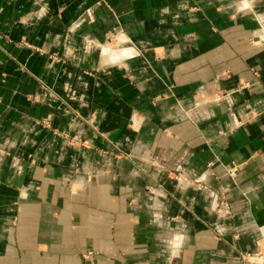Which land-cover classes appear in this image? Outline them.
<instances>
[{
  "label": "crops",
  "instance_id": "obj_1",
  "mask_svg": "<svg viewBox=\"0 0 264 264\" xmlns=\"http://www.w3.org/2000/svg\"><path fill=\"white\" fill-rule=\"evenodd\" d=\"M0 31V264H249L264 0H0Z\"/></svg>",
  "mask_w": 264,
  "mask_h": 264
},
{
  "label": "rangeland",
  "instance_id": "obj_2",
  "mask_svg": "<svg viewBox=\"0 0 264 264\" xmlns=\"http://www.w3.org/2000/svg\"><path fill=\"white\" fill-rule=\"evenodd\" d=\"M89 15L85 14L84 17H88ZM121 32V28L120 27H117V28H113L111 30V32H108V38H109V42H111V45L112 46H115L118 44V40H117V34ZM3 37H6L8 38L9 35L8 34H4L3 32L0 31V39H2ZM108 43V42H107ZM18 45L22 46V47H25V48H29L33 51H38V52H41V53H46L48 55V57L50 58L51 61H54V62H66L68 61L67 59H64V58H61V56L57 53V52H48L46 50H44L42 47H39V46H36L34 44H30L28 42H25L24 40H19V43H17ZM106 44V43H105ZM86 46L87 44L84 45V49H86ZM83 73L86 74V75H90V76H97L98 74V69L94 68V69H90V68H85L83 70ZM46 126H48L49 128H51V125L49 124V122L47 120H43L42 121ZM54 133L58 134V135H65L64 132L60 131V130H57L56 128H52L51 129ZM70 142H72L73 144H76V145H83L84 142H82V140H79V139H76V138H70L69 139ZM120 151V150H119Z\"/></svg>",
  "mask_w": 264,
  "mask_h": 264
},
{
  "label": "built area",
  "instance_id": "obj_3",
  "mask_svg": "<svg viewBox=\"0 0 264 264\" xmlns=\"http://www.w3.org/2000/svg\"><path fill=\"white\" fill-rule=\"evenodd\" d=\"M216 207L223 212H229V203L222 201L216 204ZM260 245L259 247L251 252H245L242 255V259L245 263L249 264H264V226L260 227Z\"/></svg>",
  "mask_w": 264,
  "mask_h": 264
},
{
  "label": "clouds",
  "instance_id": "obj_4",
  "mask_svg": "<svg viewBox=\"0 0 264 264\" xmlns=\"http://www.w3.org/2000/svg\"><path fill=\"white\" fill-rule=\"evenodd\" d=\"M179 239H180V238H179V237H177V246H178Z\"/></svg>",
  "mask_w": 264,
  "mask_h": 264
},
{
  "label": "snow or ice",
  "instance_id": "obj_5",
  "mask_svg": "<svg viewBox=\"0 0 264 264\" xmlns=\"http://www.w3.org/2000/svg\"><path fill=\"white\" fill-rule=\"evenodd\" d=\"M245 6H247V5H245Z\"/></svg>",
  "mask_w": 264,
  "mask_h": 264
}]
</instances>
